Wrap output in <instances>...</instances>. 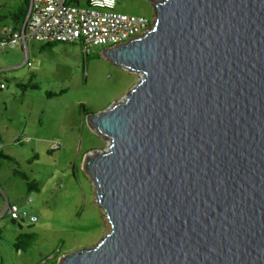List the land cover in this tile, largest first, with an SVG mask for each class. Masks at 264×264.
Instances as JSON below:
<instances>
[{"label": "water", "instance_id": "obj_1", "mask_svg": "<svg viewBox=\"0 0 264 264\" xmlns=\"http://www.w3.org/2000/svg\"><path fill=\"white\" fill-rule=\"evenodd\" d=\"M102 56L138 75L89 115L103 238L58 264H264V0H145Z\"/></svg>", "mask_w": 264, "mask_h": 264}, {"label": "rangeland", "instance_id": "obj_2", "mask_svg": "<svg viewBox=\"0 0 264 264\" xmlns=\"http://www.w3.org/2000/svg\"><path fill=\"white\" fill-rule=\"evenodd\" d=\"M19 4L23 8L24 0H0V13ZM115 11L152 21L145 0H117ZM42 45L30 40L27 52L3 49L0 38V150L13 159L0 167V264H58L64 254L103 238V217L84 162L107 142L87 117L122 99L139 77L104 58L107 47L83 55L81 42ZM6 208L36 221L17 223Z\"/></svg>", "mask_w": 264, "mask_h": 264}, {"label": "built area", "instance_id": "obj_3", "mask_svg": "<svg viewBox=\"0 0 264 264\" xmlns=\"http://www.w3.org/2000/svg\"><path fill=\"white\" fill-rule=\"evenodd\" d=\"M28 0L27 14L21 29L8 30L3 49H28V41L45 43L81 42L85 54L92 47H111L139 34L151 25L143 17L115 11L117 0ZM29 65V63H27ZM4 86L0 84V90ZM10 218L20 223L25 218L35 222L27 213L12 211Z\"/></svg>", "mask_w": 264, "mask_h": 264}, {"label": "crops", "instance_id": "obj_4", "mask_svg": "<svg viewBox=\"0 0 264 264\" xmlns=\"http://www.w3.org/2000/svg\"><path fill=\"white\" fill-rule=\"evenodd\" d=\"M22 4H19L17 7L12 8L5 14L0 13V22H2V30H1V40L3 41L6 37V32L8 30H18L21 29L25 17L23 15Z\"/></svg>", "mask_w": 264, "mask_h": 264}, {"label": "trees", "instance_id": "obj_5", "mask_svg": "<svg viewBox=\"0 0 264 264\" xmlns=\"http://www.w3.org/2000/svg\"><path fill=\"white\" fill-rule=\"evenodd\" d=\"M27 9H28V0H24V7L22 8L24 16H26V14H27ZM53 45H55V43H45L41 46V49H45L47 47H52ZM83 55H85V54H83ZM24 87H27V85H24ZM12 160L13 159L11 157L6 156L0 150V167L2 166V163L4 161H12ZM14 174L20 176L23 180H25L28 189H35V187H36L35 184L33 182H29L25 174L19 173L17 171H14ZM20 239H21V236L17 239V241H18V244H16L17 247L19 245Z\"/></svg>", "mask_w": 264, "mask_h": 264}]
</instances>
